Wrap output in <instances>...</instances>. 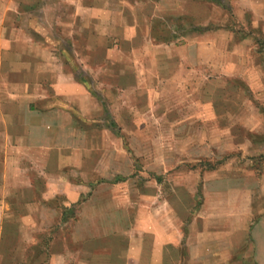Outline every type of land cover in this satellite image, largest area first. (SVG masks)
I'll return each instance as SVG.
<instances>
[{
  "label": "crops",
  "instance_id": "crops-1",
  "mask_svg": "<svg viewBox=\"0 0 264 264\" xmlns=\"http://www.w3.org/2000/svg\"><path fill=\"white\" fill-rule=\"evenodd\" d=\"M48 1L47 13L43 8L37 13L35 9ZM228 1L234 16L247 17L251 27L264 34V0ZM211 5L217 13L218 8ZM196 10L190 9L187 0H0V264H21L37 251L41 254L40 250L32 254V249L21 245L7 246L10 225L18 226L23 235L48 229L61 216L56 198L69 206L83 194L88 196L78 206L71 232L72 242H81L73 250L79 257L74 264H181L178 252L171 262L170 250L171 244L181 245V239L187 264H236L237 256L264 264V240L259 246L252 235L264 223V196H253L258 187L228 184V173L223 175L227 165L205 173L204 201L187 224V233H180L182 222L171 219L169 206L161 201L162 215L157 216L155 207L145 219L146 235L139 238L138 218L130 212L137 203L129 194L124 213L127 244L116 249L114 233L105 227L110 221H101V216L90 212L99 204L95 195H89L95 193L93 182L117 177L121 158V138L103 133L105 108L94 88L101 90L109 81L118 92H144L153 104H165L163 99H154L186 94L187 85L192 88L204 75L212 80L220 66L225 78L239 76L254 95H264V60L255 56V47L245 37L233 41L230 30L208 31L199 26L184 32L181 41H155L151 34L155 17L197 16ZM210 14L209 19L216 18ZM55 28L64 37H55ZM218 33L226 34L224 47L212 38ZM218 47L225 48L223 57L213 55ZM185 49L198 55H175ZM126 50L131 55L127 53L123 61L120 55ZM202 50L209 55L203 58ZM70 58L79 62L94 85L88 76L74 72ZM109 65L114 71L105 73L104 66ZM128 66L129 72H123ZM122 80L129 83L122 85ZM193 88L199 100L190 104L194 115L189 120L199 129L222 128L228 135L234 111L203 102L199 87ZM173 108L178 116L163 115V121L171 128L187 127L186 117L180 115L185 107ZM239 109L242 113L247 109L253 117L245 121V110L241 125L264 133V117L257 108ZM112 144L117 151H105ZM239 144L244 153L264 154V138H248ZM261 191L264 195V185ZM16 208L24 210L18 218L10 211ZM175 230L177 236H171ZM62 237L58 230L52 232L48 264H70L69 240L64 244ZM17 239L24 243L20 236ZM29 239L35 242L34 237Z\"/></svg>",
  "mask_w": 264,
  "mask_h": 264
},
{
  "label": "rangeland",
  "instance_id": "rangeland-1",
  "mask_svg": "<svg viewBox=\"0 0 264 264\" xmlns=\"http://www.w3.org/2000/svg\"><path fill=\"white\" fill-rule=\"evenodd\" d=\"M193 3L194 0H187V5L193 12L195 8L198 10L199 15L197 16L166 15L164 17H155L151 31L155 41H168L171 39L181 41L180 36L184 32L192 31V29L199 26L208 31L219 28L233 32V37L231 38L233 41L243 37L247 38L255 47V56H258V58L262 57L264 60V34L252 28L248 22L250 19L247 17L239 18L234 16L228 0H196L195 3H198V7H196V4L194 7ZM49 4L48 1V4L43 3L38 6L39 8L35 9L36 12L42 13L40 8H43L45 13L46 9L49 8ZM211 4L218 8L217 13L214 12ZM163 8L166 7L163 6ZM210 13H212V16L215 15L216 18L209 19ZM58 31L61 30L55 28L53 35L57 38H61L60 35L64 37ZM225 35L218 33L213 35L212 38L218 41L219 46L224 47ZM218 48V51L215 50L213 55L218 58L223 57L226 51L225 48ZM252 50L249 49L250 53ZM193 52L194 50L185 49L181 53L176 52L177 54L175 55L182 57L198 55ZM127 53L129 52L126 50L120 55L123 61L128 59ZM199 53H201L203 58L209 55L204 50ZM69 64L78 76H88V82L91 85L95 84L88 73L86 75L85 71L81 69V65L76 59L70 58ZM104 67H106L105 73L114 71L113 65ZM122 71L129 72V66L123 68ZM127 83H129L128 80L121 81L122 85H127ZM193 87H199L203 102H212V104H218L234 111L236 117L234 116V123H231L232 127L227 129L226 133L228 135L225 136L222 128L206 127L199 129L197 128V123L189 120V118H192L190 116L194 115L191 112L193 109H190V104H194L199 100L195 98L197 96H195L197 88L194 91ZM178 88L180 87L178 86ZM94 91L99 95V99L105 108V114L102 116L106 125L103 132L104 135L108 137L114 134V136L121 138V158L117 161V169L120 170V174L117 177L97 179L93 182L92 189L95 190V193L91 191L89 195H95L94 200L99 201V204L97 206L95 203L94 209L91 208L90 212L101 216V221H110L105 227L106 231H111V233L113 231L114 234L111 236L115 242L116 249H121L124 244H127L126 237L129 234V227L127 226L124 213L126 210V198L129 194L132 201L137 203V206L132 205L134 212H130L132 217L134 215L138 218L137 229L139 238H143L146 235L147 226L145 219L150 216L151 211L155 207L158 209L157 216L162 215L159 209L161 201H164L162 204L164 207L169 206L170 218L177 219V221L179 218L182 222L180 233H187V224L196 211L201 208L204 201V175L207 171L212 170L207 169L209 166H215V169L227 165L225 166L227 170L224 171L223 175L228 173L229 177H226L228 184L242 183L250 187H258L259 192L253 193V196L255 195L256 199L264 196L261 191V186L264 185V158L260 157L264 154L251 155L244 153V149H241V144H239L248 138L258 141L264 138V133L250 131L241 125V118L245 116V110L247 116L245 121H249L253 117L250 116L251 112L249 113L247 109L244 110V113L239 109L240 106L243 108L249 107V111L257 108L262 113L260 117L263 118L264 95H254L253 90L247 87L241 77L231 76L225 78L219 66L218 72L216 76H212V80L211 78L207 79L204 75L198 84L196 81L195 85H192V88L191 85H187L186 94L154 99L158 100V102L163 99L166 102L165 104H153L144 92H140L137 95L129 92H118L110 86L109 81L106 82L101 90L100 88H94ZM174 106L185 107V109L183 108L185 112L180 115L181 117H186L187 121L184 122L187 127L171 128L168 121H163V115L166 118L178 116L176 108H173ZM200 140H202L201 144L198 143ZM210 140L213 142L212 145L215 146L213 149H210L212 146L209 144ZM227 141L231 143H227ZM106 147L105 151H117L113 144L112 147ZM91 148L94 150L96 146ZM226 181L224 179L222 183L224 184ZM86 196L88 195H81L77 200L71 202L69 206L62 204L61 200L63 198H60V200L57 197V203L61 207V216L53 226L38 233L30 231L23 235L18 231V226L15 228L10 225L9 236L11 240L6 242L7 246L15 247L16 249L21 245L23 248L32 249V254L36 250L41 251V254L37 251L35 255L26 257L21 264H48L49 238H51V234L55 230L61 232L62 239L65 238L64 244L69 240L68 248L70 250L67 253L69 263L74 264L78 261L79 257H77V253H73V250L80 248L81 242H72L71 232L78 206L86 199ZM165 201L168 203L166 204ZM10 211L15 214L16 218L24 212L21 208L11 209ZM170 235L176 237L177 231H170ZM252 235H254L256 243L261 246L264 240V223L256 226L252 230ZM17 236L23 238L24 243H19ZM30 236L34 237V243L29 241ZM14 239L16 241H12ZM180 242L181 245H170L171 262L173 261L172 256L174 253L176 255V252H178L181 257V264H187L183 260L187 249L182 243L183 239ZM233 261L236 264H252L251 260H244L238 256Z\"/></svg>",
  "mask_w": 264,
  "mask_h": 264
},
{
  "label": "trees",
  "instance_id": "trees-1",
  "mask_svg": "<svg viewBox=\"0 0 264 264\" xmlns=\"http://www.w3.org/2000/svg\"><path fill=\"white\" fill-rule=\"evenodd\" d=\"M202 29V28H199ZM261 158H264V155L260 156ZM215 166H209L207 169H214Z\"/></svg>",
  "mask_w": 264,
  "mask_h": 264
}]
</instances>
